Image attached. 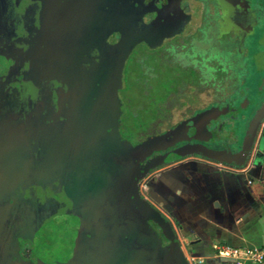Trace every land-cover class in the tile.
<instances>
[{
	"label": "flooded vegetation",
	"instance_id": "obj_1",
	"mask_svg": "<svg viewBox=\"0 0 264 264\" xmlns=\"http://www.w3.org/2000/svg\"><path fill=\"white\" fill-rule=\"evenodd\" d=\"M263 108L264 0H0V264H173L157 172Z\"/></svg>",
	"mask_w": 264,
	"mask_h": 264
},
{
	"label": "crops",
	"instance_id": "obj_2",
	"mask_svg": "<svg viewBox=\"0 0 264 264\" xmlns=\"http://www.w3.org/2000/svg\"><path fill=\"white\" fill-rule=\"evenodd\" d=\"M159 175L169 198L168 219L190 264H239L220 256L219 247L264 246V122L245 166L188 157Z\"/></svg>",
	"mask_w": 264,
	"mask_h": 264
},
{
	"label": "water",
	"instance_id": "obj_3",
	"mask_svg": "<svg viewBox=\"0 0 264 264\" xmlns=\"http://www.w3.org/2000/svg\"><path fill=\"white\" fill-rule=\"evenodd\" d=\"M262 112H264V108L262 109ZM257 137L258 135L256 129L248 136L242 150L235 153L224 150H212L204 146L187 147L181 149L179 152L183 154L184 157L201 156L221 165L240 168L245 166L250 159L257 143ZM216 175L219 179V182H221L220 187L223 190V179L220 174ZM170 200L173 201V198H170ZM151 219L155 221L166 239L170 242L169 248L172 253L173 264H190L184 252L181 250L180 244L176 239V234L170 221L166 220L160 213L156 211L151 212Z\"/></svg>",
	"mask_w": 264,
	"mask_h": 264
},
{
	"label": "built area",
	"instance_id": "obj_4",
	"mask_svg": "<svg viewBox=\"0 0 264 264\" xmlns=\"http://www.w3.org/2000/svg\"><path fill=\"white\" fill-rule=\"evenodd\" d=\"M219 255L226 258H232L239 264H242L245 261L263 263L264 246L259 248H244L225 245L219 247Z\"/></svg>",
	"mask_w": 264,
	"mask_h": 264
}]
</instances>
